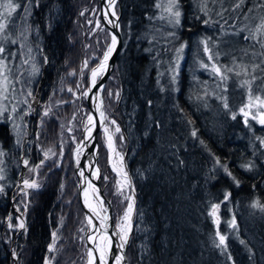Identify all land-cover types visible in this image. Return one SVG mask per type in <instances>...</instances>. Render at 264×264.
Here are the masks:
<instances>
[{"label": "trees", "instance_id": "16d2710c", "mask_svg": "<svg viewBox=\"0 0 264 264\" xmlns=\"http://www.w3.org/2000/svg\"><path fill=\"white\" fill-rule=\"evenodd\" d=\"M17 2L23 3V0ZM254 2L246 0L243 11L247 13ZM152 4L153 0L117 1L116 9H121L119 20L123 43L113 70L104 84L105 91L102 92L106 115L116 120L126 138L122 150L127 170L136 187L137 206L145 212L142 227L151 228L146 240L150 255L145 257L143 264H223L224 258L211 245L215 225L208 212L211 203L223 201L225 192H231V197L230 202L222 203L219 209L220 231L231 233L225 221L235 215L239 239L246 240L255 253L253 259L249 260L248 252L239 243V239L229 235V251L235 264H264V214L250 207L255 200L264 203V155L261 154L264 148H260L259 141L255 139L256 136L264 138V127L250 121L253 128L249 130L244 126L241 116L232 120L214 97L207 98V107L195 101L194 93L201 91L200 85L193 81L192 72L196 42L204 34L208 35L210 29L213 32L211 36L217 37L214 28L203 27L191 20V0H183L186 18L184 28L178 30L179 40L176 41L177 46L184 41L189 45L181 62L179 91L160 90L161 85L167 89L168 78H159L158 74L164 68L153 61V55L160 46L148 43L154 28L159 25V21L150 22L148 19L154 12ZM93 5L98 8V0H41L40 6L33 9V15L29 18V23L39 26L38 42L43 55L49 59V63L41 65V75L37 77L38 83L41 82L36 95L41 102L40 106H33L40 111L41 104L48 103L52 96L53 115L46 118L43 128L39 129L36 113L25 118L29 131L26 139L31 141L25 145V148L31 149L27 153L15 146L9 126L0 125V145L7 152L3 157L4 164L0 165L6 169V179L0 181L6 193L0 194V264H43L48 255L51 232L59 227L61 218L63 227L59 229L60 239L57 244L61 251L57 255L56 264H82L83 245L76 237L82 235L78 229L82 227L80 222L83 215L71 162L75 144L72 137L75 136L78 141L81 129L77 121L74 126L71 123V132L64 130L61 124L70 122L73 115L77 116L78 99L67 89L77 91L76 84L81 80L82 85H85L87 76L85 73L83 78L79 75L82 62L88 60V67L91 68L101 54L102 46L97 50L98 45L89 37L91 24L88 25L87 19ZM225 7H230V4H225ZM255 11L262 12L264 8ZM81 12H84L83 16ZM253 12L248 15L264 16V13L261 15ZM225 15L235 17L237 13L226 12ZM243 19L244 15L240 14L236 21L237 28H241ZM189 25L191 31H188ZM236 41L239 45L249 44L240 35L236 36ZM149 48L152 51H146ZM93 53L97 54L96 59L91 57ZM36 59L42 61V56L37 54ZM246 61L253 63L249 59ZM73 69L77 75H68ZM196 76L199 81H207L209 88L214 86L206 72L198 71ZM38 83L33 85L34 91ZM108 91H119L121 100L117 102L109 98ZM228 97L230 106L240 105L242 91L235 86L234 81L229 82ZM149 100L152 101L151 106L148 105ZM57 101L67 103L56 106ZM80 105L86 108L85 112L89 109L83 97ZM179 109H183V112ZM186 119H191L194 124L187 125ZM155 120L166 125L161 137L162 143L179 138L182 146L180 155L186 161L185 167L177 170L165 160L159 159L161 150L157 145V135L160 130L152 128L148 137L144 135L146 125ZM193 127L198 130V139L190 136ZM37 131H40L39 141L35 139ZM200 140L205 142L210 152L199 143ZM61 145L62 157L59 155ZM98 148L102 175L100 181L104 185L103 192L107 200L113 202L111 208L115 216L119 200L111 187L115 174L106 165L107 150L101 139ZM41 149H52L57 155L49 153L50 158L38 170L37 181L43 187L28 198L31 201L25 217L28 231L24 235L22 230L8 228L7 217L12 214L11 205L22 199L18 194L15 201L12 198L17 192L14 184L23 169L21 157L27 158L30 165L34 166L42 158ZM154 152L158 170L152 174L146 173L147 178L137 176V169L148 168V160ZM215 157L227 164L229 171L240 181L239 187L222 170L215 173V179L208 178L213 175L211 169ZM170 159L174 166L175 159ZM250 161L255 164L252 171L241 167ZM161 166L162 171L159 170ZM26 173L32 175L29 171ZM104 175L109 177L108 181L103 179ZM12 223L15 224L13 216ZM133 237L125 253L129 264H141L139 245L145 241V235L134 231ZM11 243L13 250L19 254L17 262L9 251Z\"/></svg>", "mask_w": 264, "mask_h": 264}, {"label": "snow or ice", "instance_id": "6c2138e0", "mask_svg": "<svg viewBox=\"0 0 264 264\" xmlns=\"http://www.w3.org/2000/svg\"><path fill=\"white\" fill-rule=\"evenodd\" d=\"M40 2L41 0H23V3L17 2V0H0V125L9 126V133L14 138L15 146L18 149H23L25 153L31 151L30 148H25L26 144L31 143V141L26 139L29 136V131L28 121L25 118L36 113L39 117L37 124L39 129L43 128L46 118L53 115L52 96L49 97L48 103L41 104L40 111H37V108L33 106L40 103L34 94L33 85L38 83L37 77L41 75V65L49 63L47 55H43V49L38 42L40 39L39 26H33L29 23V18L33 15V9L38 8ZM245 3L246 0H191V20L200 23L203 27L214 28L219 32L217 38L204 35L198 39L193 55L192 72L193 81L200 85L203 93L202 95L201 91L194 93L196 102L207 107V98L214 97L232 120H236L237 116H241L244 126L252 130L253 124L250 121L264 127V16L260 17V22L254 28H250L248 25L243 28H237L236 21L239 20L240 14H243L244 19L248 20V13L253 12L254 9L264 8V0H255L253 6L248 8L247 13L243 11ZM115 4L116 0H106V8L108 10L104 12V18L113 28L119 29V17L115 11ZM225 4H230V7H225ZM152 7L154 9L153 15L149 16L148 19L150 22L159 21V25L154 28L152 38L148 43L160 46L155 55H153V61L164 68V71L158 74L159 78L163 79L165 76L168 78L167 89L161 85L160 90L178 92L181 62L184 60L185 50L189 47L186 41L180 42L178 46L176 44V41L179 40L178 30L184 28L186 18L183 0H153ZM226 12L237 13V15L235 17L226 16ZM109 14L115 19H109ZM80 15L83 16L84 12H81ZM214 16L216 17L215 19ZM251 19H255V17H251ZM230 20L232 21L231 24L229 23ZM96 27L101 28L99 21H97ZM230 29L233 30L229 31ZM101 30L103 29L101 28ZM191 30V25H189L188 31ZM244 32H247V34L243 36V39L248 41L249 45L240 50L242 55L239 58L232 50L225 51L221 48V43L223 42L221 37L237 36ZM30 36L32 39H29ZM109 37L110 42L103 49L102 58H99L96 66L89 69V61H83L79 75L83 78L85 69H88L90 86L84 88L80 96H77V99L81 97L90 98L91 94V99L96 100L99 98V93L105 91L104 86L100 85L99 89L93 93L97 79L102 78L106 74L109 60L120 44L116 33L109 32L105 39L108 40ZM249 49H252L251 53ZM146 51H152V49L149 48ZM37 54L42 56V61H37ZM249 54L254 62L246 64L243 58ZM165 56L168 57L167 60L164 59ZM221 56H230V64H222L220 62ZM257 58L259 59L257 60ZM93 59H96V57H93ZM198 71L206 72L212 79L214 86L209 88L207 81H199L196 76ZM68 75L75 76L77 71L73 69ZM230 81H234L235 86L242 91L243 98L238 107H233L229 104ZM257 81H259L258 84L256 83ZM18 85L20 87H17ZM76 87L78 89L83 87L82 80L77 82ZM67 91L74 96L76 95L72 88H68ZM52 95H55V90ZM108 97L114 98L117 102L121 100L119 91H108ZM192 98L190 97V99ZM62 103H67V101H57L56 106ZM100 103L102 105L103 101L101 100ZM151 104L152 101L149 100L148 105L151 106ZM96 110L99 112L100 124L103 128L104 146L107 148L109 166L111 171L115 173L113 189L114 195L119 198L118 211L115 216L110 214L113 202L108 201L105 204L99 188L93 182L101 178L98 162L92 160L86 164L85 167L88 169L90 177L85 176L84 168L80 167L82 151L89 146L85 142L94 139L92 134L96 126V118L93 114L88 113L86 120L80 122L86 135L79 142H76L75 136L72 137L76 145L73 157L78 169V175L84 182L78 185V188L83 196V205L87 209V212L83 215V220L80 222L82 227L78 229V232L82 233V235L76 237L83 245L81 261L82 264H110V261L111 264H129L125 249L129 246L130 240L134 239L133 232L135 231L145 235V241L139 245V255L141 264H143L145 257L150 255L146 240L151 228L150 226L142 227L145 212L137 206L136 187L132 176L127 170L125 153L122 150L126 138L116 120L110 119L99 106ZM179 111L183 112V109H179ZM73 119H75V116ZM109 123L115 126L114 131L109 130ZM185 123L192 125L194 121L186 119ZM165 127L166 125L159 120L150 121L146 125L144 135L148 137L152 128L159 129L160 132L157 135V145L161 150L159 159L165 160L171 167L179 170L186 166V161L180 155L182 146L178 137L167 143L161 142ZM68 131L71 132L72 129L69 128ZM197 133L198 130L193 127L190 131V136L198 139ZM39 138L40 131H37L35 133L36 141H39ZM117 138L119 144L117 143ZM255 139L259 141V147L264 148V138L256 136ZM199 143L210 152L203 140H200ZM37 147L39 148V145ZM41 151L43 150L41 149ZM49 153L52 156L57 155L52 149H48L43 151L44 159L39 164L30 165L29 160L24 156L21 157V162L29 173L38 175V170L50 158ZM261 154L264 155V153ZM6 155L7 152L0 145V165L4 164L3 157ZM59 155L63 156V145H61ZM92 155H95V151ZM170 158L175 159L176 163L174 166ZM148 165V168L137 169L136 175L141 178H147L146 173L152 174L158 170L155 152L149 158ZM241 167L246 171H252L255 168V164L250 161L241 165ZM159 170H163L162 166ZM218 170H222L227 176L231 177L236 186L239 187L240 181L229 171L227 164L222 163L218 157H215L213 168L211 169L213 175L208 178L215 179V173ZM5 171V167L0 166V181L6 179ZM103 179L108 181L109 177L105 175ZM42 187L43 185L36 179L22 178L21 183L18 185V195L22 199L14 205L15 211L18 213L15 218L16 223H12V216L9 215L7 217L9 229L14 231L22 230L23 234L27 235L28 229L25 217L31 203L28 198L32 193H38ZM62 188L63 185H61ZM0 194H6L3 184H0ZM230 197L231 192H225L223 201L211 203L208 212L215 225V231L211 236V245L224 258L223 264H229V262L235 264L229 251V235L239 239V226L235 215L230 220L225 221L231 229V233H222L219 228L221 223L218 214L220 206L222 203L230 202ZM13 200L15 201L16 197H13ZM250 207L264 214V203L259 200L253 201ZM62 227L63 218L60 219L59 227L51 232V241L47 246L48 255L45 256L43 264H56L57 255L61 251L57 244L60 239L59 229ZM109 229H111V234H109ZM239 243L247 250L249 260H252L255 253L249 243L244 239H239ZM114 245L116 248L115 252L113 251ZM12 255L15 260L19 261V254L15 250L12 251Z\"/></svg>", "mask_w": 264, "mask_h": 264}, {"label": "rangeland", "instance_id": "374dc122", "mask_svg": "<svg viewBox=\"0 0 264 264\" xmlns=\"http://www.w3.org/2000/svg\"><path fill=\"white\" fill-rule=\"evenodd\" d=\"M86 7H83V9H85ZM96 10V12H95V10ZM115 10H116V12L118 11L117 9H116V5H115ZM90 11V13H89V19H87V21H88V25H90V28H89V37L94 41V43H96V45H98V47L96 46V49L98 50V49H100V46H102V49L100 50V56H98L99 58H101L102 57V51H103V49L106 47V45H107V43H109L110 42V37L108 38V40H106L105 39V37L107 36V34L109 33V31H106V29L102 26V24H101V21H99L98 20V12H97V8H96V5H93L92 6V8L89 10ZM95 12V13H94ZM253 13H256V14H263L264 13V11H262V12H259V11H255V12H253ZM264 15V14H263ZM249 16V19L248 20H245V19H243L244 20V22H243V25L241 26V28H243L245 25H248L250 28H254V26L256 25V24H258L259 22H260V19L258 18V19H251V17H255V16H251V15H248ZM89 21H91V23H89ZM97 21H99V23H100V26H101V28L103 29V30H101V28H97L96 27V24H97ZM206 31H208V30H206ZM213 31H215V35H216V37H218L219 36V32L218 31H216L215 29H213ZM230 31H232V30H230ZM209 34H208V36H211V33H213L212 32V30L210 29L209 30V32H208ZM247 34V32H244V33H241L240 34V36H244V35H246ZM205 35V34H204ZM206 35H207V33H206ZM213 38H215L214 36H212ZM221 40L223 41L222 43H221V48L223 49V50H225V51H228V50H232L233 51V53L239 58L241 55H242V53H241V49L242 48H246V47H248V45L249 44H241V45H239V43H237V41H236V36H224V37H221ZM98 41H99V43H98ZM104 45V46H103ZM257 50H258V48H257ZM251 51H252V49H249V52L251 53ZM91 57L93 58V57H97V54L96 53H93V55H91ZM221 59H224V61H222ZM221 59H220V62L222 63V64H230V62H231V57L230 56H221ZM244 59V63H246V64H250V63H247V61H246V59H249L250 61H252V62H254L253 61V59H252V56L249 54L248 56H246V57H244L243 58ZM259 58H257V60H258ZM226 60V61H225ZM97 63V62H96ZM96 63L94 64V65H96ZM82 64H83V62H82ZM81 64V65H82ZM93 65V66H94ZM92 66V67H93ZM91 67V68H92ZM90 69V68H89ZM88 73H89V71H88V69H85V75L87 76L86 78H85V85H83L84 87H82V88H80L79 89V91H83V89L84 88H86V81H87V79H88ZM208 75V74H207ZM209 76V75H208ZM76 92V95L75 96H77L78 95V90L77 91H75ZM81 93V92H80ZM84 99V98H83ZM38 100V99H37ZM41 103V102H40ZM40 103L39 104H37V106H40ZM85 110H86V108L84 107V106H80L79 107V111H78V113H77V116L76 115H73V117L75 116V119H73V117H72V120L70 121V122H66V124H64V123H62L61 125H63V129L64 130H66L67 132H69L68 131V129L69 128H71V125L73 124V126L75 125V121H77V122H79V125L81 124L80 122L83 120L81 117L83 116V114L85 113ZM88 113V112H87ZM77 117H79L78 119H77ZM110 119H113L112 117H110ZM72 123V124H71ZM72 126V127H73ZM108 126H109V128L110 129H112L113 131H114V128H115V126L114 125H111L110 123L108 124ZM80 127V126H79ZM98 139H99V142H100V139L103 141V145H104V135L102 134V132H99L98 133ZM79 139H80V137H79ZM79 139H78V141H79ZM77 142V141H76ZM105 147V146H104ZM105 150H107V148L105 147ZM108 153V152H107ZM108 160V159H107ZM108 167L110 168V166H109V162H108ZM111 169V168H110ZM105 176V175H104ZM101 177H102V175H101ZM100 180H101V178H100ZM99 180V182H100V185H101V187H102V190H103V188H104V185L102 184V182ZM113 184H114V182L111 184V187H113ZM104 193V192H103ZM105 194V193H104ZM106 197V196H105ZM106 200H107V198H106ZM107 201H109V200H107ZM81 206V205H80ZM81 209H82V207H81ZM113 215V214H112ZM14 224V223H13Z\"/></svg>", "mask_w": 264, "mask_h": 264}, {"label": "water", "instance_id": "95a60500", "mask_svg": "<svg viewBox=\"0 0 264 264\" xmlns=\"http://www.w3.org/2000/svg\"><path fill=\"white\" fill-rule=\"evenodd\" d=\"M99 10H101V13H100V20L102 21L103 25L107 28V30H108L109 32H111V33H116V34H117V37H118V40L120 41V44L117 46L116 52L113 54V56H112L111 59L109 60V67H108V70H107L106 74H104L102 78H99V79L97 80L96 88L93 89V93H95V92L97 91V89H99L100 85H103V86H104V83H105L106 79L108 78V76L110 75L111 71L113 70V67H114V65H115V63H114V62H115V59H116V57H117V55H118V53H119L118 51L120 50V48H121V46H122V43H123V41H122V37H121L120 27H119V29L113 28L110 24H108V23L106 22V20H105V18H104V12L108 10V9L106 8V2H105V0H99ZM120 14H121V9H120V10L118 11V13H117V16H118L119 18H120ZM109 19H115V17H112V16L109 14ZM119 21H120V20H118V23H119ZM86 100H87L88 107H89V111H88V113H91V114H93V115L97 114L98 117H99V112L96 110L97 107L99 106V107L101 108V110H104L103 104L101 105V103H100L101 100L103 101L102 92L99 93V98H98V99H96V100H92V99H91V94H90V98H86ZM88 113H87V114H88ZM87 114H86V116H87ZM86 116H85V117H86ZM85 117H84V118H85ZM99 118H100V117H99ZM84 120H86V118H85ZM95 124H96V126H95V129H94L93 134H92L93 137H94V139L85 142V143L88 144L89 146L86 147V149H85V153H84V155L82 156V158L80 159V167H81V168H84V170H85V176H89V177H90V173H89L88 169H87L85 166H86V164H88L90 161H92V160H96V161H97V159H98V154H99L98 152H99V150H98V139H97V134H98V131H100L101 129H103L102 126H101V124H100V120H99V121L96 120V121H95ZM81 129H82V133H81V138H82L84 135H86V133L83 131V128H82V127H81ZM81 138H80V139H81ZM79 141H80V140H79ZM79 141H78V142H79ZM93 145H94L95 155H92V154L89 152V150H88V148H89L90 146H93ZM75 146H76V145H74V148H73L72 151L75 150ZM72 162H74V163H73V169H74V173L76 174V178H77V180H76V186H77V194H78V199H79V205H81V207H82V214L84 215V213L87 212V209H86V208L84 207V205H83V196L81 195L80 189L78 188V185H81V184H83L84 182H83L82 178H80L79 175H78V169H77V167H76V163H75V159H74V157H73V153H72ZM97 162H98V161H97ZM93 182H94V184L99 188V190H100V195H101V197L104 199L105 204H107L108 201L106 200L105 194H104L103 191H102V187H101V185H100L99 180H94ZM85 186H86V185H85ZM110 214H111V209H110ZM111 215H112V214H111ZM110 223H111V222H110ZM89 246H91V245H89ZM125 250H126V249H125ZM113 251H114V252L116 251L115 245H114V247H113ZM13 260H14L15 262H17L14 258H13Z\"/></svg>", "mask_w": 264, "mask_h": 264}, {"label": "bare ground", "instance_id": "6f19581e", "mask_svg": "<svg viewBox=\"0 0 264 264\" xmlns=\"http://www.w3.org/2000/svg\"><path fill=\"white\" fill-rule=\"evenodd\" d=\"M105 2H106V0H105ZM116 3H117V0H116ZM115 5H116V4H115ZM97 12H98V20H99V19H100V13H101V10H99V2H98ZM260 17H261V16L258 15V16L255 17V19H258V18L260 19ZM99 24H100V23H99ZM121 47H122V46H121ZM120 49H121V48H120ZM119 51H120V50H119ZM119 51H118V52H119ZM118 54H119V53H118ZM117 56H118V55H117ZM101 58H102V57H101ZM115 60H116V59H115ZM98 62H99V61H98ZM98 62H97V63H98ZM97 63H96V64H97ZM94 66H96V65H94ZM94 66H93V67H94ZM89 76H90V73H88V79H87V81H86V88L90 86ZM109 76H110V75H109ZM109 76H108V77H109ZM98 79H99V78H98ZM98 79H97V80H98ZM106 80H107V79H106ZM105 82H106V81H105ZM40 84H41V82L39 81V83H38V84L36 85V87H35V88H36L35 91H34V94H35V95H37V94L39 93V89H40L39 87H40ZM104 84H105V83H104ZM104 86H105V85H104ZM77 90H78V95H77V96H80V92H81V91H79V89H77ZM77 96H76V97H77ZM81 98H82V97H81ZM81 98L78 99V107H77V108H78V111H79V107L81 106V105H80ZM84 99H85V101H86V105L88 106V103H87L86 98H84ZM103 107H104V97H103ZM88 111H89V109H88V110L83 114V116L81 117L83 120L86 118L85 116H86V114H87ZM104 111H105V107H104ZM84 117H85V118H84ZM94 117L96 118V120H98V121L100 120V118L98 117L97 114H95ZM83 120H82V121H83ZM80 129H81V124H80ZM109 130H110V131H113V130L110 129V128H109ZM99 132H102V134L104 135V133H103V129H101ZM81 133H82V129H81V131H80V136H81ZM98 136H99V135L97 134V139H98ZM79 140H80V139H79ZM98 141H99V139H98ZM77 142H78V141H77ZM74 145H75V144H74ZM73 148H74V146H73ZM73 148H72V150H73ZM85 149H86V148H84V150L82 151V154H81L80 159H81L82 156L84 155V153H85ZM88 150H89V152H90L91 154L94 153V151H95V150H94V145H93V146H90V147L88 148ZM98 150H99V148H98ZM99 151H100V150H99ZM72 153H73V151H72ZM98 153H99V152H98ZM43 159H44V156L42 155V158H41L36 164H39L40 161L43 160ZM105 159H106V160L108 159V153L106 154ZM71 162H72V157H71ZM73 163H74V162H72V165H73ZM21 164H22V163H21ZM36 164H35V165H36ZM22 165H23V164H22ZM106 165L108 166V160H107ZM109 169H110V168H109ZM29 175H31V174H29ZM32 175H33V173H32ZM32 175H31V176H32ZM22 178H23L22 175H19V176H18V178H17V180H16V182H15V184H14V188H16L17 192L12 196V198L15 197V196L18 194V192H19L18 185L21 183ZM32 179H36V180H37V174H35V175L33 176ZM76 193H77V189H76ZM78 201H79V199H78ZM82 215H83V214H82ZM112 222H114V221H112ZM112 222H111V223H112ZM109 234H111V229H109ZM9 251H11V253H12V251H13V243H11V244L9 245ZM110 264H111V261H110Z\"/></svg>", "mask_w": 264, "mask_h": 264}, {"label": "flooded vegetation", "instance_id": "af4514ba", "mask_svg": "<svg viewBox=\"0 0 264 264\" xmlns=\"http://www.w3.org/2000/svg\"><path fill=\"white\" fill-rule=\"evenodd\" d=\"M22 171H21V174L20 175H22V177L23 178H28V179H32L33 178V176L35 175V173H33V175L31 176V175H29V174H27L26 173V171H28V169L27 168H25L23 165H22ZM12 203H13V201H12ZM12 205H14V203L12 204ZM11 205V208H12V216H13V218L15 219L16 218V216L18 215V213H16V211H15V207L14 206H12ZM15 223H16V219H15Z\"/></svg>", "mask_w": 264, "mask_h": 264}]
</instances>
